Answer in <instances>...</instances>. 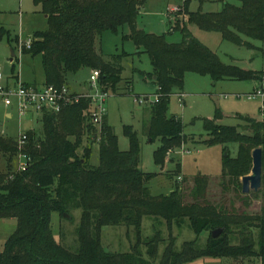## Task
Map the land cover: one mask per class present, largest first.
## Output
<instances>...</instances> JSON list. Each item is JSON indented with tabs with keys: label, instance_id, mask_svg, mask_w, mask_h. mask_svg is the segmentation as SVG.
Returning a JSON list of instances; mask_svg holds the SVG:
<instances>
[{
	"label": "trees",
	"instance_id": "obj_1",
	"mask_svg": "<svg viewBox=\"0 0 264 264\" xmlns=\"http://www.w3.org/2000/svg\"><path fill=\"white\" fill-rule=\"evenodd\" d=\"M207 0H199L202 5ZM223 2V0H221ZM224 3L216 13L201 10L187 13V19L177 14L167 16L170 28L158 36L139 29L140 9L147 0H34L47 16L48 29L36 32L31 48L24 47V55L40 57L44 85L61 88L80 72L89 69L101 73L100 89L117 93L125 81L123 61L130 54L122 50L104 58L100 45L105 33L120 34L130 27V34L122 40L134 43L139 54H147L154 73L148 75L160 88V102L150 108V121L144 124L145 135L152 143L159 141L154 162L164 167L165 161L187 144L182 120L169 116L171 97L183 91L189 72L209 76L214 81H254L261 84V71H247L235 65L224 64L219 56L200 42L189 25L205 32L220 33L223 40L239 47L253 49L243 37L264 41V0H236ZM188 9L185 2L184 11ZM179 32L182 40L171 43L168 36ZM6 40L13 48L11 31L0 24V42ZM12 67V76L18 77ZM148 78L140 70H136ZM128 91L131 85L127 86ZM182 93V92H181ZM91 100L82 99L66 106L59 114L41 115L42 137L28 131L26 145L20 150L19 139L6 137L0 131V158L7 159L0 171V220L15 219L16 231L0 248V264H189L204 258L250 259L256 257L264 264V206L259 213L250 214L247 202L238 196L212 204L206 200L209 178L196 177L193 182H179L169 195H151L149 184L157 177L140 168L141 145L132 127H124L129 139L128 151H120L113 127L105 120L98 133L89 122L87 112ZM219 109L213 119H201L208 134L207 146L238 144L237 157L223 160L222 179L225 195L230 188L239 193L240 178L248 176L253 168L252 153L263 152L262 191L264 192V121L242 118L246 131L223 126ZM87 140L90 146L79 151ZM99 144V163L91 164L92 151ZM227 148V147H226ZM226 148L224 151L226 152ZM20 154L27 156L25 171L14 169ZM178 163L173 173L180 176ZM180 185L182 187H180ZM245 195V194H244ZM242 204L241 206H239ZM243 206V207H242ZM80 209L81 218L75 230V245L69 247L57 241L52 230V215L61 217ZM144 218L155 219L153 235L145 238ZM188 221L197 238L185 242L177 250L174 227L180 229ZM162 225L167 227L165 238ZM106 226L133 229L135 242L126 253L110 252L103 246V228ZM222 229L218 238L212 233ZM255 229L259 231L256 251ZM208 236L205 246L199 240ZM161 245L165 246L160 254ZM146 249V255L143 253Z\"/></svg>",
	"mask_w": 264,
	"mask_h": 264
},
{
	"label": "rangeland",
	"instance_id": "obj_2",
	"mask_svg": "<svg viewBox=\"0 0 264 264\" xmlns=\"http://www.w3.org/2000/svg\"><path fill=\"white\" fill-rule=\"evenodd\" d=\"M188 1V9L184 11L181 18L187 19V13H195L200 7L204 13H216L221 11L224 3L237 4L236 0H207L202 5L199 0H147L146 4L141 7L137 20V26L150 34L158 36L167 34L170 28L169 19L166 14L170 13V8L177 6H185ZM167 5L170 7L166 8ZM41 7L35 5L34 0H0V24L11 31L14 39L18 37L17 43L13 48L4 40L0 42V70L5 77H10L13 64H15L14 75L31 84H42L44 82V72L40 57L32 58L23 53L24 44L28 46L33 40V36L39 30L48 29L46 17L41 11ZM176 17L177 13L172 14ZM174 19L170 20L173 21ZM174 24V21L172 22ZM192 34L214 53L226 65H235L247 71L264 72V41L253 40L247 37L243 39L252 44L253 49L249 50L245 47L236 46L230 42L223 40L220 33L205 32L198 27L189 25ZM24 30L25 35L17 36ZM32 33L31 36H29ZM130 34V27L122 28L120 34L114 35L107 32L103 35L100 50L104 58L109 60L112 55L121 53L125 50L130 57L125 59L123 77L125 81L122 83L117 93H110L107 101L108 119L110 126L118 138V146L120 151H128L130 148L129 139L125 136L124 127H132L137 133L141 145V163L140 168L145 173L157 174L149 186L151 195H169L177 186V177L173 176L176 165H182V173L180 174L188 183L198 176L209 178V188L206 200L212 204L226 200L228 197L238 196L240 201L243 199L247 202L248 212L250 214L259 213L264 206V192L262 188L257 192L251 191L250 194L244 195L242 189L240 193L234 188H230L228 196L224 193L222 171L223 160L225 156L224 148L229 152V158L235 159L238 152V144L231 143L228 145L207 146L204 140H207L208 134L203 129L201 119H213L217 109L224 115L222 120H218L219 125L238 127L240 131L249 134L245 130L247 123L245 117L261 120L259 114L260 102L258 100L249 101L246 98L238 99L236 95H244L253 92L258 88V82L254 81H214L209 76H202L189 72L185 77V86L183 91H177V95L185 94L184 104L179 103L177 95L171 97L169 105V116H175L182 120L184 124V133L188 139L184 145L176 153L171 154L166 159L164 167L158 166L154 162V152L160 146V142H151L143 133L144 124L150 121V108L145 105H138L135 98L142 97L145 93L152 90L149 89L144 77L136 70L143 71L148 75L154 73L150 59L147 54H139L134 43L131 41L123 42V35ZM168 41L171 43H179L182 36L179 32L169 35ZM29 49V48H27ZM12 51L15 56L12 57ZM19 72V73H18ZM150 72V73H148ZM148 73V74H147ZM89 69H85L72 77L68 85L72 90L79 94H89L92 92L89 83ZM147 81L155 85L148 77ZM128 85L131 90L128 91ZM157 86V85H156ZM182 92V93H181ZM152 93V92H151ZM228 96V98H225ZM4 102L0 98V131L6 137L19 139L20 133L28 131L36 132L38 137H42L43 124L41 115L30 113L21 119L16 109H10L13 113V119H7ZM15 108V107H13ZM148 108V109H147ZM263 120V119H262ZM90 146L85 140L83 148L79 151L82 155L84 148ZM189 151L190 153H186ZM99 144H95L92 151L91 164L96 166L99 163ZM24 162L23 158L18 157V161L14 163V169L18 170L20 163ZM7 159L0 158V171L6 168ZM252 171L249 175H251ZM243 178V177H242ZM242 178L240 185L242 186ZM182 182V181H181ZM183 186V185H182ZM180 185V187H182ZM233 196H231V195ZM240 204L239 206H241ZM243 207V206H242ZM81 218V210L75 209L67 214V217H61L60 214L52 215V230L57 241H61L67 246L73 247L75 241V230L79 226ZM155 219L144 218L143 234L145 238L153 235L152 226L159 223L154 222ZM154 224V225H153ZM160 226V225H159ZM17 221L15 219L0 220V248L4 249L6 240L16 231ZM165 238L168 237L167 227L162 225ZM259 231L255 229L256 251L258 250ZM174 236L177 237L176 248L178 251L182 249L185 242L194 241L197 236L190 229L189 222L186 221L180 229L174 227ZM136 236L133 229L123 227L106 226L103 228L102 242L104 248L110 252L126 253L131 251V246L135 242ZM208 236L200 237V246H205ZM165 249L164 245L160 247V254ZM143 253L146 249L143 248ZM146 255V254H145ZM189 264H261L256 257L250 259H212L204 258Z\"/></svg>",
	"mask_w": 264,
	"mask_h": 264
},
{
	"label": "built area",
	"instance_id": "obj_3",
	"mask_svg": "<svg viewBox=\"0 0 264 264\" xmlns=\"http://www.w3.org/2000/svg\"><path fill=\"white\" fill-rule=\"evenodd\" d=\"M168 11L170 13H167L166 16H171L174 19L172 14L177 13L180 15L182 12L184 13V6L181 5L177 6V8H170ZM32 41L29 42L28 46L24 44V47L31 48ZM100 76V71H92L91 76L89 77L92 92L84 95L73 92L68 86H63L61 88L46 85L39 87L30 86L24 83L23 80L19 78V75L18 77H5L0 70V98L3 100L6 107L16 108L20 119L30 113H36L39 115L45 113L59 114L66 106L78 103L82 99H90L91 104L90 109L87 112V117L98 133L97 142L99 143V132H101L103 124L108 117L107 101L110 97L109 92H104L100 89ZM160 90L161 89L157 87L155 93L151 95H143L140 98L136 97L135 102L138 105H145L147 107L154 106L160 102L162 97ZM177 97L179 103L183 105L185 94L178 93ZM236 97L238 99L246 98L249 101L258 100L260 102L259 112L263 119H261V121H264V72L262 74L261 84L258 88L254 89L251 93L236 95ZM225 98H228V96H225ZM27 139L28 136L26 133H20L18 140L20 150L26 145ZM186 153L189 154L190 152L186 151ZM20 158L25 160L20 163V170L25 171L27 168V156L20 154ZM177 180L181 182L183 180L182 176H178Z\"/></svg>",
	"mask_w": 264,
	"mask_h": 264
},
{
	"label": "water",
	"instance_id": "obj_4",
	"mask_svg": "<svg viewBox=\"0 0 264 264\" xmlns=\"http://www.w3.org/2000/svg\"><path fill=\"white\" fill-rule=\"evenodd\" d=\"M15 53L12 51V57ZM225 158L229 157V152H225ZM253 168L251 175L242 178V192L245 195L251 193V191L257 192L262 187V167H263V152L262 149L257 148L252 153ZM67 217V214H64ZM222 229H217L212 233L214 238H218L222 234Z\"/></svg>",
	"mask_w": 264,
	"mask_h": 264
},
{
	"label": "crops",
	"instance_id": "obj_5",
	"mask_svg": "<svg viewBox=\"0 0 264 264\" xmlns=\"http://www.w3.org/2000/svg\"><path fill=\"white\" fill-rule=\"evenodd\" d=\"M168 7H170V5H167V7L166 8H168ZM39 13H41V15H42V10L39 12ZM45 19H47V17L45 18ZM46 22H47V20H46ZM39 31H42V30H39ZM46 31V30H45ZM25 32L26 31H24V30H22L21 32H20V34H18L17 36H21V35H25ZM32 35V33L29 35V36H31ZM125 51V50H124ZM125 61V60H124ZM124 61H123V65H124ZM125 68V67H124ZM125 71V70H124ZM141 72H143V71H141ZM19 73V72H18ZM148 73H150V72H148ZM147 73V74H148ZM13 74L11 73V75L10 76H12ZM19 75V74H18ZM91 75H89V77H90ZM88 77V78H89ZM21 78V77H20ZM124 78V77H123ZM145 79V82L148 84V86H149V89H151L152 91V93L151 92H149V93H145V95H148V94H153V93H155V91H156V88H157V86H156V84L155 85H152V84H150L148 81H147V78L145 77L144 78ZM24 83H26V84H28V85H30V86H35V87H39V86H44V82L42 83V84H31V83H29V82H27V81H23ZM71 90H72V88L70 87V85L68 86ZM73 92H76V91H74V90H72ZM77 93V92H76ZM5 105V104H4ZM5 107V109L7 110L6 112H5V116L7 117V119H13V113L10 111V109H16V108H8V107H6V106H4ZM148 109V108H147ZM16 112H17V110H16ZM259 114H260V112H259ZM261 121V120H260ZM107 122L109 123V119H108V117H107ZM109 125H110V123H109ZM112 127V126H111Z\"/></svg>",
	"mask_w": 264,
	"mask_h": 264
}]
</instances>
